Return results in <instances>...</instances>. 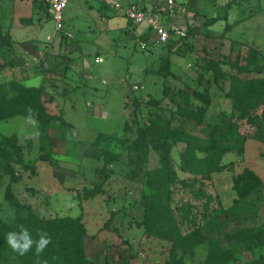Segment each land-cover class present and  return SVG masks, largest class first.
Listing matches in <instances>:
<instances>
[{
    "label": "rangeland",
    "instance_id": "rangeland-1",
    "mask_svg": "<svg viewBox=\"0 0 264 264\" xmlns=\"http://www.w3.org/2000/svg\"><path fill=\"white\" fill-rule=\"evenodd\" d=\"M177 1L182 5L191 0ZM242 1L190 3L191 17L181 27L187 35L163 44L151 31L138 40L133 32L135 22L127 25L130 19L122 9H111L96 0H70L61 31L43 5L0 0V85L20 81L19 76L16 79L6 72L16 60L26 74L42 73L43 98L63 127V136L57 138L50 135L49 126L44 133L39 121L31 117L0 120V217L12 222L30 208L45 218L81 215L87 228L84 244L88 258L107 264H166L171 242L148 234L142 224L143 198L151 192L147 172L162 168L161 152L152 134L140 148L135 142H141L140 127L151 126L161 116L173 120V126L206 137L202 125L193 121L184 126L182 116L172 117L175 103L170 102V95L165 96L167 86L172 92L177 88L190 92L207 89L211 103L206 123L221 125L233 119V99L227 92L230 75L238 69L232 65L245 66L250 60L249 69L237 74L264 76V39L251 40L254 34L250 29L232 30L228 23L247 14L264 16L256 0L249 8ZM125 2L142 6L144 1ZM212 16L219 20L206 21ZM166 56L171 74L164 76L157 70ZM209 58L220 60L227 72L219 82L212 71H204ZM152 98L161 101L152 104ZM239 126L245 134L254 132L245 120L239 121ZM246 146L244 153L234 147L221 159L217 155L204 158V152L198 150V161L188 167L182 156L186 142L173 144L170 156L176 178L171 185L172 206L183 233L194 225L203 226L205 233L210 231V226L204 225H211L222 208L233 210L229 219L223 213L218 216L224 221L220 236L223 231L264 225V186L234 207L239 198L234 178L245 166L256 169L264 180V142L250 137ZM110 152L117 156L100 172ZM44 155L48 159H43ZM100 183L101 192L86 194ZM184 211H189L187 218ZM237 215L240 218L236 219ZM209 249L210 243L205 241L186 260L202 264ZM261 254L264 246L237 249L232 264H248Z\"/></svg>",
    "mask_w": 264,
    "mask_h": 264
},
{
    "label": "trees",
    "instance_id": "trees-1",
    "mask_svg": "<svg viewBox=\"0 0 264 264\" xmlns=\"http://www.w3.org/2000/svg\"><path fill=\"white\" fill-rule=\"evenodd\" d=\"M217 20L219 18L213 16L206 21L214 23ZM172 40L173 37L165 44L171 43ZM163 61L164 64L158 68L157 73L164 76L171 74L169 73V57H164ZM252 63L247 60L245 66L235 63L232 66L238 69L237 73H242L247 71ZM203 68L204 71L213 72L215 82H219L227 75L220 60L209 58ZM237 73L230 75V88L227 92V95L233 99L231 115L233 119L221 125L204 121L205 113L211 103L210 93L207 89L202 91L195 89L190 92L183 88H177L172 92L168 86L165 88V96L170 95V102L175 103L171 112L172 117L182 116L180 122L182 125L185 124L184 126L193 121L202 125L206 137L193 135L182 126H173V120L170 118L166 120L164 116L154 119L151 126L139 129L141 142L136 140L135 147L144 146L145 144L141 143L149 134H152L150 137L157 140L156 144L161 152L162 168L147 172V184L151 186V192L146 193L143 198L145 217L142 224L148 234H154L171 242L169 259L166 264H189L186 257L192 256L197 246L205 241H209L210 249L202 264H232L236 259L237 249L252 250L264 246V225L256 228H236L232 232L223 231V235H219L221 230H224V221L219 220L218 216L223 213L226 216L225 219H229L233 208H222L211 225L207 222L204 226H210V231L205 233L203 226L194 225L192 230L183 233L172 206L173 190L171 185L176 178V171L171 161L170 151L174 143L177 141L186 142L187 148L182 156L188 163L187 166L192 167L194 160L198 161L196 156L198 150L204 152V158L206 155H217L221 159L224 153L234 147L244 153L247 139L250 137L264 142V76L244 78ZM201 76L203 75L201 74ZM44 91L43 84L28 86L17 80L0 85V120L17 115L31 117L39 121L41 129L45 133L49 123L57 116L48 109L46 100L43 98ZM151 101L152 104L153 102L158 104L161 100L152 98ZM241 120H245L254 127L252 134L241 132L239 126ZM145 129H147L146 132L141 134ZM234 141L235 143H233ZM116 156L117 154L110 152L100 172L106 170V165ZM42 158L48 159L46 155ZM234 182L239 193L234 207L247 201L248 197L257 194L264 186L262 177L249 166L244 167L243 171L234 178ZM102 185V183L95 184V188L86 190V194L93 196L101 192ZM189 211H184V218H187ZM238 218H240L239 215L236 216V219ZM21 225L28 230L30 238L33 240L39 239L38 232L41 230L47 232L51 237V243L39 257L35 254V244L25 255H19L8 245L7 234L14 232L19 237L23 234ZM213 228L216 230L213 231ZM86 233V224L81 215L45 218L30 208L26 214H17L12 222H7L0 217V264H107V262H100L86 256L84 244ZM248 264H264V254Z\"/></svg>",
    "mask_w": 264,
    "mask_h": 264
},
{
    "label": "crops",
    "instance_id": "crops-1",
    "mask_svg": "<svg viewBox=\"0 0 264 264\" xmlns=\"http://www.w3.org/2000/svg\"><path fill=\"white\" fill-rule=\"evenodd\" d=\"M93 1H95V0H93ZM143 1H144L143 5L140 6V7H143L146 10H151V9L155 8L158 5L160 0H143ZM229 1L230 0H227L226 5L229 4ZM252 1H255V0H243L242 2L245 3L243 6L246 5V7H248V8L249 7H253L254 3H252ZM97 2H99V1H97ZM194 2H196V0L195 1L191 0V1H188L187 3H185V4H182V5L179 4L178 5V1H177V6H176L175 10L173 11V13L172 14H163L161 16V18L163 17L162 21L167 26L175 25V26L182 27L183 25H187L188 24V20L187 19H189L191 17L190 16L191 12H188V10H189L188 8L191 5L190 3H192V5H194ZM91 3H92V0H91ZM99 3H101V2H99ZM124 3H125V5H127L129 3L138 4L137 2H128L127 3V2H125V0H124ZM33 4H36V3L33 2ZM255 4L257 5V7L259 6V9H261L262 12L264 11V0H256ZM36 5L38 6V4H36ZM107 7H109V6H107ZM109 8H111V7H109ZM111 9H113V8H111ZM187 12H188V14H187ZM105 13H109V12L106 11ZM117 13H119V12H117ZM123 15L127 17L126 14L123 13ZM254 19H256V20H254ZM129 22H131V20H128L127 25H130ZM228 23L232 24V27H233L232 30L238 28V29H240V32H244L245 30L248 31L250 29L251 30V34L252 35L254 34V36L250 38L251 40L255 39V41L257 42L259 40H263L264 39V37H263L264 36V16L262 14L261 15H257L255 18H252V17L249 16V14H247L246 16H243L240 19H236V18L233 19V20L229 19ZM253 23L256 24L255 27L252 26ZM134 26H135V31H133V32L136 33V35H138V40L141 38V35L144 36L149 31L153 32V30H150L148 25L146 23H144V22L137 23V24L134 23ZM136 26H138V27H136ZM247 27H249V28H247ZM59 31H61V30H59ZM133 32H130V33L132 34ZM51 37L52 36H49V38H51ZM45 64H47V63H45ZM9 65H10V63H9ZM11 68H12V70H11ZM6 72L10 73V74L11 73L14 74L16 79L20 78V81L22 83L28 85V86H39V85L44 84L43 80L45 78H44V75L42 73L41 74H36V76L26 74L25 72H23V69L18 64V60L15 61L14 67L7 66ZM16 76H19V78H17ZM53 113H55V111H53ZM57 121H59V123H57ZM49 132H50L51 136L57 137V138L58 137L61 138L63 136V127H62V124H61V120H59L57 118L52 120L50 122V125H49ZM246 150H247V146H246ZM254 170L260 175V173L256 169H254Z\"/></svg>",
    "mask_w": 264,
    "mask_h": 264
},
{
    "label": "built area",
    "instance_id": "built-area-1",
    "mask_svg": "<svg viewBox=\"0 0 264 264\" xmlns=\"http://www.w3.org/2000/svg\"><path fill=\"white\" fill-rule=\"evenodd\" d=\"M37 2L47 9V12L53 17L56 29L61 30L64 27V10L70 0H28ZM113 9H122L127 17L135 23H146L149 29L156 34L158 42L167 43L172 37H184L187 35L186 30L179 26H167L161 16L163 14H172L177 6V0H160L158 5L146 10L136 3L125 5L124 0H97Z\"/></svg>",
    "mask_w": 264,
    "mask_h": 264
},
{
    "label": "clouds",
    "instance_id": "clouds-1",
    "mask_svg": "<svg viewBox=\"0 0 264 264\" xmlns=\"http://www.w3.org/2000/svg\"><path fill=\"white\" fill-rule=\"evenodd\" d=\"M23 230V234L17 237L14 232H9L7 234V243L14 252L19 255L27 254L31 249L33 244H35V254L39 257L44 249L51 243V237L47 232L39 231L38 240H33L30 238L28 230L24 226H20Z\"/></svg>",
    "mask_w": 264,
    "mask_h": 264
}]
</instances>
